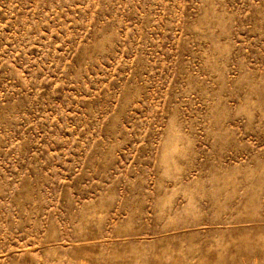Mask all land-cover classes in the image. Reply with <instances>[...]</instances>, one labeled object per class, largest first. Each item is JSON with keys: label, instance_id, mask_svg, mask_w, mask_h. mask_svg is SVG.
Wrapping results in <instances>:
<instances>
[{"label": "rangeland", "instance_id": "obj_1", "mask_svg": "<svg viewBox=\"0 0 264 264\" xmlns=\"http://www.w3.org/2000/svg\"><path fill=\"white\" fill-rule=\"evenodd\" d=\"M0 264H264V0H0Z\"/></svg>", "mask_w": 264, "mask_h": 264}]
</instances>
